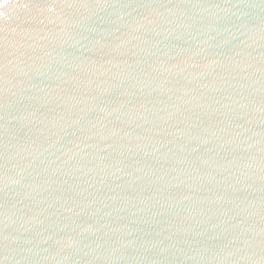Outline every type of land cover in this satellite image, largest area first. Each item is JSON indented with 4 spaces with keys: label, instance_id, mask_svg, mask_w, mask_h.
<instances>
[{
    "label": "water",
    "instance_id": "1",
    "mask_svg": "<svg viewBox=\"0 0 264 264\" xmlns=\"http://www.w3.org/2000/svg\"><path fill=\"white\" fill-rule=\"evenodd\" d=\"M0 264H264V0H0Z\"/></svg>",
    "mask_w": 264,
    "mask_h": 264
}]
</instances>
